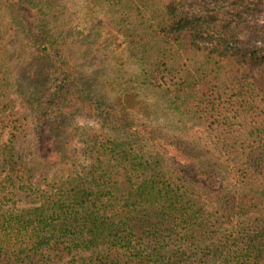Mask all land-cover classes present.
Segmentation results:
<instances>
[{"label": "trees", "instance_id": "16d2710c", "mask_svg": "<svg viewBox=\"0 0 264 264\" xmlns=\"http://www.w3.org/2000/svg\"><path fill=\"white\" fill-rule=\"evenodd\" d=\"M98 1L127 76L47 0H0V264H264V0Z\"/></svg>", "mask_w": 264, "mask_h": 264}, {"label": "rangeland", "instance_id": "374dc122", "mask_svg": "<svg viewBox=\"0 0 264 264\" xmlns=\"http://www.w3.org/2000/svg\"><path fill=\"white\" fill-rule=\"evenodd\" d=\"M47 1L50 6L47 18L50 26L54 29V33H56L58 37L65 39L72 33L74 37L78 38V35L74 32L78 25H80L81 28L85 26L88 28L85 30L87 36L94 35L92 37H94L93 49L95 51L92 53L100 54V52L103 51L105 57L101 60H96L94 63L95 67L100 68L98 72L99 80L103 79L102 74H109V71L111 73L120 71L126 76L131 72L132 63H130L128 52L124 45L121 44L123 37L114 23L111 22L101 10L98 0ZM260 13V17H258L257 21L264 24V9ZM4 37L10 58L13 62V75L24 82L33 81L40 71L37 64L34 65L36 57L31 50L26 47V41L16 31H9ZM80 45L81 42L78 41L74 50L77 49L76 46ZM105 64L107 65L104 67ZM103 67L104 69L102 70ZM11 99L13 100L14 108L23 112L22 108L19 107L16 95H13ZM191 129L193 132L197 131L194 125L191 126ZM65 155L75 163L82 162L80 143L74 141L65 150ZM58 168L59 167H56L55 170L58 171Z\"/></svg>", "mask_w": 264, "mask_h": 264}]
</instances>
